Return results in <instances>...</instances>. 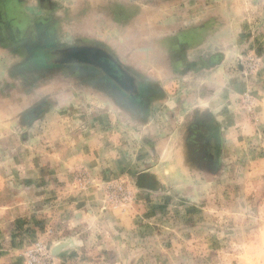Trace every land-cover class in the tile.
<instances>
[{
  "label": "rangeland",
  "instance_id": "1",
  "mask_svg": "<svg viewBox=\"0 0 264 264\" xmlns=\"http://www.w3.org/2000/svg\"><path fill=\"white\" fill-rule=\"evenodd\" d=\"M119 1L113 9L127 16L149 2ZM208 1L217 12L233 3L240 31L215 70L225 75L221 110L191 103L165 152V118L151 143L134 129L133 147L109 156L101 174L79 166L72 180L40 179L50 172L41 169L46 142L36 141L41 107L25 76L3 69L0 264H264V0H204L199 9ZM78 2L47 0L42 14L64 18Z\"/></svg>",
  "mask_w": 264,
  "mask_h": 264
},
{
  "label": "crops",
  "instance_id": "2",
  "mask_svg": "<svg viewBox=\"0 0 264 264\" xmlns=\"http://www.w3.org/2000/svg\"><path fill=\"white\" fill-rule=\"evenodd\" d=\"M116 1L79 0L76 13L56 20L36 12L39 0H0V21L12 27L0 33V75L9 68L4 74L25 76L41 107L35 133L46 142L41 169L50 172L40 179L48 183L72 180L79 166L101 174L109 156L133 147L134 129L153 142L161 118L165 152L191 103L221 110L225 75L215 70L232 57L240 32L234 4L217 12L211 1L201 10L204 0H149L127 16L113 9ZM92 9L103 12L100 22L90 21ZM113 55L124 68L118 76L103 64Z\"/></svg>",
  "mask_w": 264,
  "mask_h": 264
},
{
  "label": "flooded vegetation",
  "instance_id": "3",
  "mask_svg": "<svg viewBox=\"0 0 264 264\" xmlns=\"http://www.w3.org/2000/svg\"><path fill=\"white\" fill-rule=\"evenodd\" d=\"M46 3H47V0H39V3L37 5L39 7V11L37 10L36 12H41V13L46 12L44 9H42L46 5ZM53 17H54V15H53ZM7 25L8 24H4V23H2V21H0V33H7L8 30H10V29L12 30V27L11 26H7ZM103 64H105L107 66V68H109L108 71H110L111 74H113V76H115V75L118 76V72L120 70L122 71L124 69L122 67V65L120 64V62L117 60V58L114 55L110 56V58L107 61H105ZM190 141H191V147L192 148H196V146H192L193 145L192 144L193 143L192 140H190ZM196 143H197V141H195L194 144L196 145ZM192 157L194 159L197 158V156H192Z\"/></svg>",
  "mask_w": 264,
  "mask_h": 264
},
{
  "label": "built area",
  "instance_id": "4",
  "mask_svg": "<svg viewBox=\"0 0 264 264\" xmlns=\"http://www.w3.org/2000/svg\"><path fill=\"white\" fill-rule=\"evenodd\" d=\"M122 189V188H121ZM116 190H117V188H116ZM114 192V191H113Z\"/></svg>",
  "mask_w": 264,
  "mask_h": 264
}]
</instances>
